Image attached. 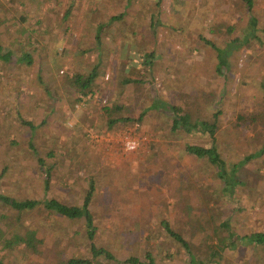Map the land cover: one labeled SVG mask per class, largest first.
Wrapping results in <instances>:
<instances>
[{
	"label": "rangeland",
	"instance_id": "rangeland-1",
	"mask_svg": "<svg viewBox=\"0 0 264 264\" xmlns=\"http://www.w3.org/2000/svg\"><path fill=\"white\" fill-rule=\"evenodd\" d=\"M0 2L11 16L2 44L14 55L27 50L35 58L34 65L19 67L0 60V193L80 204L92 180L93 240L116 258L97 257L101 264L144 259L147 252L158 264H187V251L168 236L162 220L184 236L203 264H215L207 258L225 234L224 220L237 235L264 232V154L236 165L239 183L229 195L216 168L184 150L187 143H214L230 168L260 147L264 135L252 121L238 122V115L264 111V0H254L259 39L235 49L223 75L216 72V52L205 39L223 46L225 38L247 30L240 0ZM228 25L233 29L226 34ZM94 65V92L83 95L68 85L73 73L86 75ZM181 92L200 98L191 104V98L178 97ZM164 103L181 104L193 118L209 119L219 109L214 141L198 130H173V113ZM116 104L117 112L104 108ZM111 116L129 120L108 127ZM128 130L147 137L134 152L115 151L104 140ZM19 217L0 203L2 235L32 228L41 242L36 252L0 243L6 264L91 258L82 219L47 212L42 205ZM215 258L219 264H264V247L237 241Z\"/></svg>",
	"mask_w": 264,
	"mask_h": 264
},
{
	"label": "trees",
	"instance_id": "trees-1",
	"mask_svg": "<svg viewBox=\"0 0 264 264\" xmlns=\"http://www.w3.org/2000/svg\"><path fill=\"white\" fill-rule=\"evenodd\" d=\"M245 8V11L247 13V21H248V27L247 30L244 31L241 34H238L236 36L230 37L229 39H224L225 43L223 46H220L217 43L212 42L211 40L205 39L206 43L211 45L215 52L217 57V63L215 70L218 74L223 75L226 70L229 69L230 63H229V57L232 55V52L247 44L250 39H259L257 35L258 26H257V18L253 13L254 8V0H240ZM28 0H19V3L22 5L26 4ZM70 9V8H68ZM65 11V15L70 12V10ZM22 16V15H21ZM122 16V14L117 16H111L110 19H119ZM9 17H11L8 13V9L4 8L1 5L0 2V60L12 64L15 67H19V65L22 63L25 65H34L35 58L30 53V51L27 52V50H24L23 52L18 53L17 55H14L13 49L9 47H5L1 42V32L7 33L6 29L8 26V20ZM149 23L151 27L154 26V20L153 18L149 19ZM105 24H100L98 27L97 34H95L96 41L99 39V32L101 31L102 27ZM233 29L232 25L226 26L225 32L230 33ZM25 31H30L26 28H21L20 32L22 33ZM36 32V30H34ZM21 35V34H20ZM31 36H27V39ZM26 39V40H27ZM26 42V41H25ZM23 45V43H21ZM19 50V48H18ZM146 54V58L149 55ZM97 66L94 65L92 69L86 74L83 75L82 73L75 72L73 73L68 79L67 83L68 85L74 86L76 88V91L79 93H82L83 95H86L87 93L94 92L92 89L93 82L95 78L97 77ZM40 73L37 74V77H39ZM123 81L128 82L130 81L128 78H125ZM181 98H191L190 103L194 104L196 103V100L200 97L192 94V93H185L181 92L179 94ZM186 99H183L182 104L188 103ZM166 108L173 113V119H172V129H183L185 131L191 132L193 130H198L202 133H208L209 136L212 137V140L214 141V133L217 131L219 127V118L218 113L219 109L217 111H214L212 113V117L209 119H203L201 117H192V114L189 110L183 109L181 104H170V103H164ZM189 105V104H188ZM120 104H116L113 109L110 106L105 105V110L117 112V110L120 109ZM155 107V104L154 106ZM185 108V107H184ZM140 115H143L141 113ZM239 121L241 124H245L248 121H252L253 128L257 130V134L261 136L264 135V111L258 114V116H251L250 112H241L238 115ZM109 121L107 122V126L110 127L116 122H123L129 120V117H109ZM25 123L29 124L28 121H25ZM261 125V127L257 128L258 125ZM237 124V123H236ZM264 137V136H263ZM32 141L29 140V144L32 145ZM184 150L195 156L199 159H205L209 164L214 166L216 168V174L218 177H220L224 183V186L222 190H224L229 195H232V189L236 187V185L239 183V180L237 177H235L234 172L236 169L237 164L240 162L243 164L250 159H253L255 157H258L262 154H264V138L261 141L260 147L253 153L247 154L243 157V159L239 160L236 163L231 164L230 168L227 167L226 161L224 158L221 157L218 149L216 148V145L214 143H211L209 145L204 144H197V143H187L184 146ZM38 163L41 167H44V159L39 156L38 157ZM243 185V182L240 183ZM48 188V177H45V189ZM94 182L91 180L89 183V187L83 197V200L80 204H68L64 201L58 200L54 197L51 198H45L43 200H37V199H16L14 197H10L8 195L0 193V203L9 206L13 211L17 213V217H19V213H22L24 211L35 209L36 207L42 205L44 210L47 212L55 213L61 216H64L66 218L70 219H82L84 222V228L86 233V238L89 240V247H90V253L91 258L86 257H70L68 260H66V264H101L99 260H97V257H101L110 261H116V258L112 255L111 252H109L107 249L98 246L94 242V238L96 235V225L94 224L93 214L90 209V203H91V197L94 192ZM232 191V192H230ZM5 214L1 215V218H4ZM10 224V222H8ZM162 226L169 237L174 239L176 242H178L181 246L185 248V250L188 253L189 261L187 264H203L204 261L199 260L195 257L194 253L192 252L191 245L188 243V241L184 238V236L180 233L175 231L171 228L169 223L165 220H162ZM223 228V231H225L224 235H218V240L213 243L210 246L209 256L207 259H210V261H214L215 264H219V261L217 262L216 258L220 255L221 249L224 246H228L230 248H235L237 245V241H243L246 244H252L253 246H261L264 247V232L257 231V232H251L249 234L245 235H237L236 233L232 232L230 230L229 224L227 223V220H224L221 222V226ZM3 232L0 230V243L2 248L4 249H12L17 247V245L21 244V247L31 250L32 252H36L38 249V245L40 244L41 240L37 238L36 231L32 228H25L23 231H13L11 232V235L9 237H4ZM209 261V260H208ZM122 263L124 264H158L154 257L150 253H145L144 259H139L136 256H130L122 260ZM0 264H6L3 261V257H0Z\"/></svg>",
	"mask_w": 264,
	"mask_h": 264
},
{
	"label": "built area",
	"instance_id": "built-area-1",
	"mask_svg": "<svg viewBox=\"0 0 264 264\" xmlns=\"http://www.w3.org/2000/svg\"><path fill=\"white\" fill-rule=\"evenodd\" d=\"M104 140L112 143L113 150L122 151L123 153H131L140 148L141 144L147 139L146 135L136 134L133 131H125L113 139L110 135H106Z\"/></svg>",
	"mask_w": 264,
	"mask_h": 264
}]
</instances>
